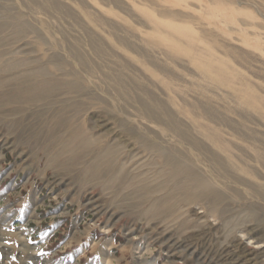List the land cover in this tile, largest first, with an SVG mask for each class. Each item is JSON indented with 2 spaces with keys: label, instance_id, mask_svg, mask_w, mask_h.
Segmentation results:
<instances>
[{
  "label": "rangeland",
  "instance_id": "obj_1",
  "mask_svg": "<svg viewBox=\"0 0 264 264\" xmlns=\"http://www.w3.org/2000/svg\"><path fill=\"white\" fill-rule=\"evenodd\" d=\"M0 24V67L41 68L27 83L51 85L18 94L29 106H3L17 92L0 89V200L19 190L10 200L27 202L0 203V264H264V0H0ZM190 40L228 64L225 84L190 57ZM246 90L254 107L236 97ZM141 101L193 134L204 124L227 149L190 150ZM175 148L209 182L198 195L161 151ZM211 152L234 173L211 167ZM97 160L111 171L93 176ZM215 192L218 210L205 201Z\"/></svg>",
  "mask_w": 264,
  "mask_h": 264
},
{
  "label": "bare ground",
  "instance_id": "obj_2",
  "mask_svg": "<svg viewBox=\"0 0 264 264\" xmlns=\"http://www.w3.org/2000/svg\"><path fill=\"white\" fill-rule=\"evenodd\" d=\"M214 7H216V6L214 5ZM1 26H2V24H0V28H1ZM176 32L179 33L178 30ZM169 34H172V33H169ZM186 35H188L189 37H192V35H190L188 32H186ZM159 39L162 41L165 40L162 37ZM188 46H189V50L187 52L190 55V57L194 61L199 62L200 65L202 66V69H204L206 72H208L210 74V77L216 78L222 84H225L226 81L228 80L229 76L232 74L231 71L230 72H228V70L224 71L225 69L229 68L228 64L225 61H223L222 59H220L218 56L214 55L212 52L208 51L206 48L203 49L202 48L203 45L195 44L193 41L190 40L188 42ZM99 49L101 50V48H99ZM81 54L78 51H75V55L78 58H80L81 62L84 65H86V62H85L84 58L81 56ZM17 68H19L18 63L12 64L10 62H8V64H6V62H4L2 64V66L0 67V72L9 73L11 75L9 77H6L5 79H4V77L0 78V89L5 93L7 91L5 86L13 85V89H15V91L17 92L15 94V98L12 97L13 95L10 96L11 98L4 95L5 100L1 101L4 104L3 106H6L7 104L10 105L14 101H18V102L20 101L21 103H28V106H29L32 103H35V101H29L26 98L18 96V94H21V93L23 94L25 92H31V93H33L32 94L33 98H35L36 94L34 92H38L39 89H48L51 87L49 82L46 85L42 82L41 86L38 87V85H37V87H36V86L32 85L31 83H27L28 81H26L27 80L26 78H28L29 76L30 77H36L37 73L40 75L45 74L46 72H44L43 69L36 68L34 70L25 71L24 73L23 72L15 73L14 71H16L15 69H17ZM11 71H13V72L11 73ZM20 77H22L23 80H21ZM112 77L116 80L115 83L121 85L122 87H126L125 78L122 80V78L119 74H114ZM124 91H125V89H124ZM235 93H236V97L238 98V100L241 103H243L244 105H250V106L254 105V101H252V99L248 96L250 93L247 90L244 92L236 91ZM36 98H38V97H36ZM164 105L165 104H163L160 101H158V102L157 101H152V102L141 101L140 102V109L142 110V112H144L146 114V116L150 117L158 125L160 124V126H162L164 128H168L170 130H173L175 132L174 134L177 135V137L180 139V141H183L184 143H186V145L191 146L190 150H193V151L195 150V152L196 151L198 152V151L209 150L207 148L208 145L205 142L206 140H210V141H214V142H220V144H222V141L217 136V134L214 133L212 129L207 128L204 124L203 125L200 124V128L198 129L199 134L196 135V134L191 133L190 128L188 126H186L183 122H181V120H178L179 118L177 119L175 117V114L172 113V111L169 110ZM63 110H60V112H63ZM201 113H203L207 116H210V111L208 110V108H201ZM59 114L60 115H58L57 118H58V120H60L62 122V125H63V122L65 119L62 118L61 113H59ZM62 119H63V121H62ZM55 123L56 124L54 126V129H57L59 126H61L57 122H55ZM158 130L155 129L153 131L157 135H159L162 131H160L161 129L159 131ZM76 139H77V137H76ZM68 142H69V145H74L76 140L73 141L72 139H69ZM222 148H223V150L227 149V148H225V146L223 144H222ZM161 151L166 154L165 160L169 161L171 163H174L173 165L176 166V168L179 167L180 168V174H183L185 179L187 180V183H185V180H184L183 183H180V185H179L180 189L186 190V194H187V191H189V193H192V194L195 193V195H198V192L203 190V187L207 183H209L205 179H202L197 174L193 173L190 166L185 162V160H183V158L188 157L186 155L187 154L186 152L183 153V151L181 149L179 150L176 148L174 149V151H168L167 152L166 149H161ZM210 151H212V149ZM210 151H208V152H210ZM67 153H70V151H67ZM64 154H66V153H64L63 151H58V154H57V156H55V158L62 156ZM190 155L192 156L194 154H190ZM72 156H74V157L79 156V152L77 151ZM256 157L261 161L260 163H262V165L264 166V152L263 151H257ZM209 159H210V163L212 164L211 167L213 166L214 168H216L217 166H219L218 168L223 170L224 174H230L231 175V173L232 174L234 173L232 171H234L236 169V166L234 163H230L229 161H226V159H223V157H220L219 153L216 154V152L215 153L211 152ZM73 162H75V160ZM86 170L93 173V176L100 175L102 173L104 175L106 172L111 171V165L105 164L103 160H97L93 166L89 167ZM95 173H97V174H95ZM221 175L223 177L226 176L223 174H221ZM251 186H252V184H251ZM260 187L262 188V193H263L264 184L261 183V184L257 185V188H258L257 190H259ZM259 191H261V189ZM258 193H259V196H260V194H262L261 192H258ZM207 196H208L209 200H205V201H207V203L209 204V206L211 207L212 210H218L220 205L225 201V200H220L223 197L222 192L211 193V194H208ZM262 197H263V195H262ZM161 201H163L162 203H164V200H161ZM26 249H28V247L26 245H23L22 250L26 251Z\"/></svg>",
  "mask_w": 264,
  "mask_h": 264
},
{
  "label": "crops",
  "instance_id": "obj_3",
  "mask_svg": "<svg viewBox=\"0 0 264 264\" xmlns=\"http://www.w3.org/2000/svg\"><path fill=\"white\" fill-rule=\"evenodd\" d=\"M1 183V182H0ZM6 184L9 186V182H6ZM10 188H12V186L10 185ZM11 191V192H10ZM10 191H7L6 192V195L4 196L5 197V199L4 200H0V203H2V204H10V205H14V204H19V203H21V204H24L26 207H27V202L25 201V200H10L11 198H13V194L15 193H13L12 194V190H10ZM12 194V195H11ZM15 194H19V190H18V192H16Z\"/></svg>",
  "mask_w": 264,
  "mask_h": 264
}]
</instances>
